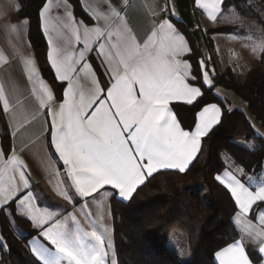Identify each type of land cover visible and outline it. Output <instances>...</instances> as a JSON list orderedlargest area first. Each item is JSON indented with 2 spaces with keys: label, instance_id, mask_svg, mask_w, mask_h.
Returning a JSON list of instances; mask_svg holds the SVG:
<instances>
[{
  "label": "snow or ice",
  "instance_id": "1",
  "mask_svg": "<svg viewBox=\"0 0 264 264\" xmlns=\"http://www.w3.org/2000/svg\"><path fill=\"white\" fill-rule=\"evenodd\" d=\"M194 6L207 13L213 30L226 12L239 15L232 11L236 5L229 0H194ZM15 9L20 11L19 5ZM127 9L128 0H96L95 14L89 15L94 26L89 27L75 18L71 0H44L39 17L47 38V59L57 80L67 86L58 103L51 89L40 81L35 106L23 108L17 129L19 134L44 120L47 129L41 126L38 142L41 148L50 146L63 165V172L55 171L58 184L63 185L60 195L73 207L82 204L81 211L90 225L95 221L85 211V201L95 200L98 190L108 195L110 189L113 198L130 202L138 188L156 175L186 174L203 154L206 139L223 124L225 113H233L217 100L218 77L207 63L211 56L201 53L195 65L190 59H181L194 53L172 22V17L180 19L175 8L165 4L159 13L152 9L151 27L143 39L127 27L123 15ZM53 11L57 13L54 18ZM169 11L170 17L165 15ZM20 27L19 21L13 22L0 10V30ZM229 35L235 38L238 34ZM257 48L264 59V41L253 47V53ZM92 53L102 67L103 81L91 62ZM0 100V111L11 115L15 109L10 108L2 87ZM172 102L195 111L192 125L181 126L169 106ZM245 122L253 133L249 139L264 138L251 118ZM28 147L24 144L20 151ZM46 155L51 158V154ZM221 159L226 167L218 170L214 179L232 200L237 238L215 251V261L264 264V208L260 207L264 205V186L251 189L248 182L255 177L228 151ZM0 161L4 162L0 167V216L9 231L17 219L28 220L47 241V246L38 245L34 238L31 244L37 264H118L113 239H106L95 227L86 231L72 212L61 219L55 211L37 206L25 162L15 151L8 156L0 148ZM260 178L264 180V170ZM8 251L0 226V256Z\"/></svg>",
  "mask_w": 264,
  "mask_h": 264
},
{
  "label": "trees",
  "instance_id": "2",
  "mask_svg": "<svg viewBox=\"0 0 264 264\" xmlns=\"http://www.w3.org/2000/svg\"><path fill=\"white\" fill-rule=\"evenodd\" d=\"M19 2V16L29 20V39L41 72L54 86L58 98H62L64 83L57 80L49 65L48 44L40 27L39 12L44 0ZM71 2L78 16L88 22L92 21L81 0ZM259 2L264 6V0ZM250 16L260 18L261 13L252 11ZM178 25L190 41L194 54L188 58L195 65L196 60L201 58V53H204L203 47L185 23L178 22ZM234 31L235 27L229 25L208 29L209 34ZM201 37L203 41L204 37ZM205 39L210 49H213L211 37L206 35ZM216 75L217 86L234 91L247 103L249 112L264 126V120L261 119L264 117V59L260 56L243 80L239 81L237 71L230 66L222 72H216ZM217 100L223 101L225 107L230 108L224 99L217 96ZM173 106L183 127L192 125L195 111L183 103H174ZM231 109L233 113H225L223 124L206 139L203 154L186 174L156 175L155 179L138 188L130 202L116 197L112 199L118 264H217L215 251L237 238V230L232 225V200L214 176L218 170L226 167L221 159V154L225 151L237 163L242 164L246 171L258 172L264 161V138L249 139L253 133L245 122L247 113L239 108ZM0 136L5 153L9 154L12 149V136L3 111H0ZM245 145L249 147L246 148ZM253 146L254 150H250ZM197 184L206 187L209 192L208 199L204 198L200 190L191 189ZM16 224L25 232L23 235H18L14 228L9 231L3 216H0V226H3L9 244V251L2 254L0 264H37L30 251L29 240L38 236V230L26 219H17ZM176 228L186 233L191 254L188 260L181 259L169 243L170 234ZM253 257L258 259L255 254Z\"/></svg>",
  "mask_w": 264,
  "mask_h": 264
},
{
  "label": "crops",
  "instance_id": "3",
  "mask_svg": "<svg viewBox=\"0 0 264 264\" xmlns=\"http://www.w3.org/2000/svg\"><path fill=\"white\" fill-rule=\"evenodd\" d=\"M81 3L88 15L95 14L96 0H81ZM165 4H168L169 9L175 8L176 12L180 15L176 5V0H128V9L126 13L123 14L127 27L133 30L138 39H143L145 37V33L148 32L151 27V10L154 9L157 13H159L160 6ZM15 5H19L20 8L19 0H0V10L7 12L8 15L11 16L13 22L19 21V24L22 26L16 31L0 30V52L4 53V58L0 59V87L4 89V96L9 100L10 108L15 109L11 115H7L3 112L10 134L12 136V149L7 155L11 156L13 151H15L16 154L25 162L26 171L31 178L32 190L36 196L35 203L37 206L55 211L59 214V218L61 219H63L67 213L72 212L77 216L81 226L86 231H91L92 228L95 227L96 231L101 235H104L106 239L110 237L114 241V217L112 212L113 197L111 195L110 189L108 195H105L104 191L98 190L99 194L95 200L89 198L87 201H85V203L88 205L85 211L89 212L91 214L90 219L95 221L94 224L90 225L89 218H86L81 211L83 205L76 203L75 207H73L72 204H69L63 199L62 195H60V190L63 188V185L58 184L60 178L55 175V171L58 168L59 171L63 172V165L58 161L50 146L47 148H41L38 142L41 126L43 125L44 128L47 129V125L45 124L44 120L36 121L35 123L26 127L19 134L17 133V129L20 128L23 108L34 107L35 100L39 97L38 90L40 89V81H43L44 84H46L51 89L58 103L63 99V96L62 98H58V94L54 86L43 76L35 55L33 45L29 39V20L19 16V11H16ZM71 5L74 8L72 2ZM225 8H228L227 4L225 5ZM237 9L240 14L247 16L243 12H240L239 8ZM191 13L195 28L200 30L201 35L205 39V32L208 31V29L213 28V24L210 23L209 19L207 18L206 12L199 10L194 6V0H191ZM56 15L57 13L53 11L52 17L54 18ZM165 15L170 17L171 12L169 11L168 13H165ZM75 18L77 20H83L84 23L89 27L94 26L93 20L88 22L84 18L78 16L76 12ZM253 18L255 21L259 22L258 18ZM221 20L222 18L215 24V27L230 25L222 22ZM25 21L28 23L25 24ZM172 22L175 27L178 28L179 31L186 37L188 46L192 49L186 33L178 25V22L184 23L181 16L179 20L172 17ZM52 23H55V21L53 20ZM260 25L263 27L264 31L263 23L260 22ZM56 27H59V25L57 24ZM232 33H238V28H236ZM216 34L218 33L210 34V37L213 41V49L211 48V53L212 56L216 55V61H218V55L215 52L214 46V36ZM53 35H55L54 32ZM181 59L189 58L187 56H183ZM91 62L94 65L96 72L101 74L100 79L103 81V70L102 67L99 66V62L95 59V53H92ZM215 66H217V64ZM29 76L33 77L31 81L29 80ZM66 86V83H64V89ZM217 87L220 90L218 95L220 98L224 99L222 95H229L225 92V88L223 86ZM34 89L37 90L35 93L33 92ZM224 100L229 101V98ZM174 103L180 102H172L169 105L173 109V114L176 116L177 121L180 122V119L174 110ZM0 104L2 107L3 100H0ZM180 124L183 127L181 122ZM24 144L29 145L28 150L20 151ZM0 148L4 150L1 143V136ZM46 153L51 154V158H49V155H46ZM3 163V161H0V167H3ZM11 167L12 166L10 165L9 173L11 172ZM262 170H264V161L262 168L258 172L247 171L249 175L255 177L252 181L248 182L251 189L264 186V180L260 178ZM7 174L8 173L5 174V178ZM116 198L120 199L119 197ZM260 207L264 208V205H261ZM105 228H107V232H105ZM175 237H178V235L176 234ZM34 238H38L35 240L36 244H45V246H47V241H45L43 237L34 236L29 240V247H31ZM178 254L181 257L179 252ZM190 256V249L189 251H184V257H186L185 260H188Z\"/></svg>",
  "mask_w": 264,
  "mask_h": 264
},
{
  "label": "rangeland",
  "instance_id": "4",
  "mask_svg": "<svg viewBox=\"0 0 264 264\" xmlns=\"http://www.w3.org/2000/svg\"><path fill=\"white\" fill-rule=\"evenodd\" d=\"M242 1L243 2L232 0V3L236 5V8L232 11L238 13V17L231 16L226 12L225 16L221 20L226 24H230L229 26L235 27V29L238 28V35L235 38L230 36V33H218L214 36V46L215 52L218 55V61H216V55L212 56L208 42L205 39L202 42L204 54L211 56V59L207 62L208 66L214 67L216 72H222L224 69L230 66L235 71H237L239 81L244 79L249 68L256 64L258 60L257 58L260 56V51L258 48L257 51L253 53V47L258 46L262 41H264V31L263 27L260 25V22H262L264 26V11H259L264 10V6L259 2L260 0H247L245 2L244 0ZM249 4L252 5V9L248 6ZM242 7L246 10H244ZM237 8H239L240 12H245L244 14L247 16L240 14L237 11ZM251 10L254 13H261V17L258 18L259 22L255 21V19L250 16L252 14ZM205 34L210 36L208 31H206ZM216 64L217 66H215ZM225 92L229 95H222V97L224 99L229 98V101H226V103L229 104V107L239 108L245 111L248 115V118H251L259 132L264 134V126L255 118L254 115L251 114V112H249L247 103L243 101L234 91L225 89ZM191 189L200 190L204 198H209V192L203 184L193 185ZM13 228L18 235H23L25 233L16 223ZM176 234L178 237H175ZM169 243L176 251L181 254L182 259L185 260L186 257H184V251H189L186 233L182 229H174Z\"/></svg>",
  "mask_w": 264,
  "mask_h": 264
},
{
  "label": "water",
  "instance_id": "5",
  "mask_svg": "<svg viewBox=\"0 0 264 264\" xmlns=\"http://www.w3.org/2000/svg\"><path fill=\"white\" fill-rule=\"evenodd\" d=\"M178 11L182 21L193 31L197 42L202 45V37L199 29L195 28L192 13H191V0H176Z\"/></svg>",
  "mask_w": 264,
  "mask_h": 264
}]
</instances>
